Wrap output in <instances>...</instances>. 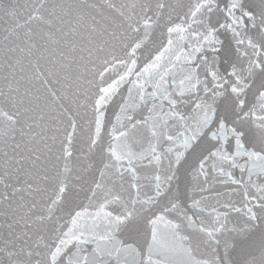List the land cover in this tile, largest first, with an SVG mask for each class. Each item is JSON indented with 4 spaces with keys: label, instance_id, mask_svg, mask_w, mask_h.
<instances>
[{
    "label": "snow or ice",
    "instance_id": "6c2138e0",
    "mask_svg": "<svg viewBox=\"0 0 264 264\" xmlns=\"http://www.w3.org/2000/svg\"><path fill=\"white\" fill-rule=\"evenodd\" d=\"M0 264H264V0H0Z\"/></svg>",
    "mask_w": 264,
    "mask_h": 264
}]
</instances>
